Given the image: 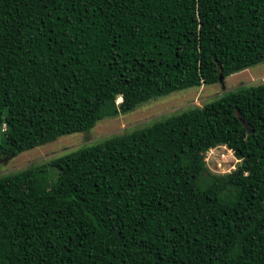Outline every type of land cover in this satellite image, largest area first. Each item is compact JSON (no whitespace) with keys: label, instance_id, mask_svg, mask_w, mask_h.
Segmentation results:
<instances>
[{"label":"trees","instance_id":"1","mask_svg":"<svg viewBox=\"0 0 264 264\" xmlns=\"http://www.w3.org/2000/svg\"><path fill=\"white\" fill-rule=\"evenodd\" d=\"M261 63L264 0H0V157ZM30 171L0 176V264H264V83Z\"/></svg>","mask_w":264,"mask_h":264},{"label":"rangeland","instance_id":"2","mask_svg":"<svg viewBox=\"0 0 264 264\" xmlns=\"http://www.w3.org/2000/svg\"><path fill=\"white\" fill-rule=\"evenodd\" d=\"M264 83V63L237 72L225 78V89L220 83L192 87L173 92L169 95L152 99L132 112L107 117L99 121L87 133H74L61 136L53 142L26 150L13 158L0 157V176L26 171L37 165L48 164L52 159L75 151L83 146L102 142L115 135L124 134L134 129L149 126L150 124L183 111L196 107H203L223 95L224 92L234 90L242 85H258ZM121 98L117 99L119 102ZM0 138V143H1ZM208 170L215 174H227L235 170L240 160L226 145L213 147L205 154ZM50 171L57 175L58 171ZM205 171L201 180L204 185L211 182V173Z\"/></svg>","mask_w":264,"mask_h":264},{"label":"water","instance_id":"3","mask_svg":"<svg viewBox=\"0 0 264 264\" xmlns=\"http://www.w3.org/2000/svg\"><path fill=\"white\" fill-rule=\"evenodd\" d=\"M219 83L221 84V86L225 89L226 85H225V78L223 77L222 74L219 75ZM246 124V123H245ZM247 125V124H246ZM249 133L251 132L250 129H248Z\"/></svg>","mask_w":264,"mask_h":264}]
</instances>
